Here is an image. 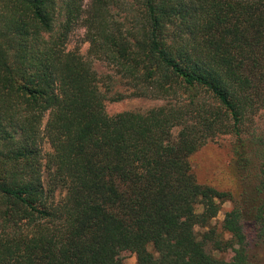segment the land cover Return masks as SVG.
Instances as JSON below:
<instances>
[{
  "label": "trees",
  "instance_id": "16d2710c",
  "mask_svg": "<svg viewBox=\"0 0 264 264\" xmlns=\"http://www.w3.org/2000/svg\"><path fill=\"white\" fill-rule=\"evenodd\" d=\"M262 112L264 0H0V264H259ZM221 134L238 194L191 170Z\"/></svg>",
  "mask_w": 264,
  "mask_h": 264
},
{
  "label": "rangeland",
  "instance_id": "374dc122",
  "mask_svg": "<svg viewBox=\"0 0 264 264\" xmlns=\"http://www.w3.org/2000/svg\"><path fill=\"white\" fill-rule=\"evenodd\" d=\"M88 0H83L86 5ZM83 28L77 27L72 32L68 49L76 48L79 53L86 56L88 43L83 41ZM93 67L100 73L109 71L105 62L93 60ZM117 88L124 89L121 85ZM163 99L149 98L143 96L129 95L119 100H106L104 103L105 111L109 114H115L126 110H146L154 106L161 105ZM259 126L264 128V112L255 118ZM233 137L228 134H221L206 142L197 151L189 156L191 170L200 183L212 185L221 190H231L238 194L250 184L249 178H243L245 174L240 173L234 160L232 159L231 144ZM42 149L47 152L50 147L48 142L43 139ZM231 208L230 202H225L217 214L216 220L220 221L224 212ZM249 255L254 262L264 264V248L254 241L249 245ZM124 264H135V255L126 250L119 252ZM228 258V257H226Z\"/></svg>",
  "mask_w": 264,
  "mask_h": 264
}]
</instances>
